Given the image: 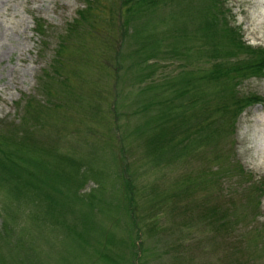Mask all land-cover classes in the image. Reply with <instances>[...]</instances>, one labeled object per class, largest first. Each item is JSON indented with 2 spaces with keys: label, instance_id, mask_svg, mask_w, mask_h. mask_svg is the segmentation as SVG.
I'll list each match as a JSON object with an SVG mask.
<instances>
[{
  "label": "rangeland",
  "instance_id": "rangeland-1",
  "mask_svg": "<svg viewBox=\"0 0 264 264\" xmlns=\"http://www.w3.org/2000/svg\"><path fill=\"white\" fill-rule=\"evenodd\" d=\"M121 1L0 0V133L17 118L25 122L31 105L37 122L28 119L24 127L59 156L38 145L23 147L22 157L44 163L46 170H28L46 183L19 187L21 193L0 173V264H108L96 258L98 250L119 264H264V245L246 241L259 227L264 231V197L257 218L244 203L250 202L248 178L264 180V103L249 106L235 125L234 159L247 175L223 179V194L213 187L188 196L182 193L187 182L179 183L184 174L215 166L210 161L217 145L194 147L189 158L155 166L141 131L146 114L156 118L160 111L144 114L145 103L159 94L160 101L172 98L175 107L180 78L220 62L190 59L200 46L210 49L200 34L211 12L224 14L241 42L264 48V0H159L128 13ZM80 11L87 20L73 24L82 19ZM36 22L45 26L41 36L34 31ZM145 45H156L157 55L153 61L138 58L132 72L134 53L141 54ZM151 83H157L158 93L139 94ZM45 87L61 97L55 100ZM236 91L264 98V77H250ZM182 117L188 120L190 112L179 115L181 124ZM0 141L14 147L9 139ZM193 195L196 205L232 207L227 243L216 225L199 217ZM234 240L241 243L238 253L228 250Z\"/></svg>",
  "mask_w": 264,
  "mask_h": 264
},
{
  "label": "trees",
  "instance_id": "trees-1",
  "mask_svg": "<svg viewBox=\"0 0 264 264\" xmlns=\"http://www.w3.org/2000/svg\"><path fill=\"white\" fill-rule=\"evenodd\" d=\"M158 1L122 0L120 4L121 7L126 8V12L128 13L129 9L133 6H154ZM208 11L211 12L212 10L208 9ZM82 12L80 11L78 15ZM213 15L215 13L211 12L208 17L203 19L200 34V38H203L201 41L205 45H208L210 49L202 45L195 50L194 55L190 56V59L219 58L220 62H216L210 69H190L189 75H183L180 78V83L183 85L182 90L178 92L179 95L177 94L174 97L175 107L172 106V98H166L160 101L158 94L153 100L148 101L147 104L145 103L143 108L144 114L151 108H160L156 118L155 116L151 118L146 114V121L141 128L144 134L143 138L140 135L147 156L155 166L161 163L167 164L176 158L177 161H180L179 159L185 156L189 158L195 148L205 147L208 144L217 145L214 147V157L210 161V163L214 162L216 164L215 166L200 170L198 173L184 174L180 178V184L187 182L189 186L182 192L188 196H191L196 191L213 187H219L221 190L220 194L227 193V190L223 187V179L231 174L241 179L243 174L244 176L247 175L244 168L234 159L235 150L232 134L235 131V125L238 119L249 106L264 103V98L257 96H239L238 91H236L242 81L250 77H264V48H254L241 42L238 39L237 33L228 26L224 14L221 17ZM80 16L82 19L79 18L73 24L79 23L80 20H87L83 19V14ZM125 20L123 22L127 26L129 21L126 16ZM74 28L75 26L71 27V29ZM44 30V24L36 22L34 31L41 36ZM66 43V41L62 43L61 51L66 48ZM155 47L156 45L148 48V45H145L141 54L134 53V56H137V62L133 66L132 72L137 70L138 65H140L138 58H141V62H144V60L153 61L157 55ZM61 51L57 52V56L62 54ZM240 54L245 55V58L239 59ZM231 59H234V61H231ZM139 76L137 75L136 77L139 78ZM139 79L143 81L142 77ZM45 90L55 100L61 97V94L56 92L52 93L47 87H45ZM166 90L170 91V86ZM158 91L159 87L157 83H151L141 88L139 94L145 95V93H148L150 95L156 94ZM187 96L188 99L185 105L176 104V101ZM215 99L219 100L217 108L215 111H209V107L211 108V103ZM34 101L36 102L38 100L35 99ZM37 103L46 104L45 101L44 103L40 101ZM163 108H167V111L163 112ZM178 109H182V111L178 112ZM30 110L31 105H28V109L24 113L26 116L25 122L19 121V118H17L11 125L9 124V129H5L0 133V140L9 139L10 143L14 146L12 148H5L2 141H0V173L7 180L13 179V187L18 190V193H21L19 187L26 189L40 183H46L44 177L28 170V168L36 167L46 170L44 163L41 161H33L29 157H22L21 150L23 147L29 148L38 145L39 148L44 149L45 153L59 159V156H56V150L54 148L45 149V147L41 146L33 138L34 135L30 134L28 129L24 127L28 119L31 121L30 124L37 122V114L33 113L31 115ZM186 112H190V117L188 120L182 117V124L179 123V115ZM222 134L225 137L221 140ZM227 138L228 141L222 144V141ZM16 144L19 146H15ZM215 161L220 162V164ZM54 173L56 178H58V173ZM200 181L206 183L203 184ZM16 182H18V185L15 184ZM194 184L199 185L191 189V186ZM246 184L250 188L248 194L250 196L248 201L250 199V202L244 201V203H247V205L250 203L249 207L253 212V218H257L259 217L261 200L264 197V180L254 182L253 178H248ZM127 190L130 192L129 188ZM193 198L194 195L190 198V202L194 207L199 208V217L206 219L209 224L216 225L221 233L218 236L221 237L223 243H227L230 234L229 218L232 207L230 206L228 208L213 204L196 205ZM246 211L242 210L243 213ZM224 229H226L225 232ZM253 233L252 236L250 234L246 238V241L252 244L253 247L263 246L264 231L259 227V231L256 230ZM244 237V235L241 236V239ZM240 240H234V244L232 241L229 243L228 250L230 253H238L242 250ZM98 251L96 258L104 259L108 264H119L116 260L117 258L113 257L112 254H105L104 252L99 254ZM134 256L135 259H139L138 254H134Z\"/></svg>",
  "mask_w": 264,
  "mask_h": 264
}]
</instances>
